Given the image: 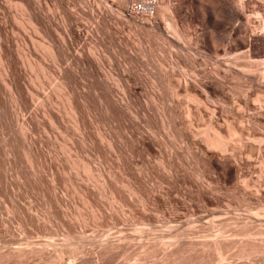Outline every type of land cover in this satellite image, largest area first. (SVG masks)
Masks as SVG:
<instances>
[{
  "label": "rangeland",
  "instance_id": "obj_1",
  "mask_svg": "<svg viewBox=\"0 0 264 264\" xmlns=\"http://www.w3.org/2000/svg\"><path fill=\"white\" fill-rule=\"evenodd\" d=\"M263 39L264 0H0V264L264 261Z\"/></svg>",
  "mask_w": 264,
  "mask_h": 264
},
{
  "label": "bare ground",
  "instance_id": "obj_2",
  "mask_svg": "<svg viewBox=\"0 0 264 264\" xmlns=\"http://www.w3.org/2000/svg\"><path fill=\"white\" fill-rule=\"evenodd\" d=\"M128 1V0H127ZM127 3V2H126ZM154 23V22H153ZM155 24V23H154ZM178 36V35H177ZM264 40V39H263ZM261 44V43H260ZM249 48H251V47H249ZM248 48V49H249ZM258 48V47H257ZM246 51H248V50H246ZM254 52V51H253ZM244 53V52H243ZM242 53V54H243ZM249 53V52H248ZM244 55V54H243ZM248 55V54H247ZM245 56V55H244ZM262 57L264 56V47H263V54L261 55ZM236 59H237V57H235ZM234 58V60H236ZM246 58V57H245ZM249 58V57H248ZM247 58V59H248ZM239 59V58H238ZM242 59V58H241ZM250 59V58H249ZM253 60V59H252ZM232 61V60H231ZM243 61V60H242ZM258 61V60H257ZM237 62H239V61H237ZM244 62H245V60H244ZM255 62H256V60H255ZM259 62H260V64L262 65V69L264 68V59L262 58V59H260L259 60ZM230 63V65H232L231 64V62H229ZM233 63V62H232ZM251 63V62H250ZM234 64V63H233ZM255 64V63H254ZM253 64V65H254ZM257 64V63H256ZM259 64V65H260ZM215 65V64H214ZM217 65V64H216ZM215 65V66H216ZM227 65V64H226ZM249 65H251V64H249ZM258 65V66H259ZM219 66V65H218ZM222 66V65H221ZM233 66V65H232ZM235 67L237 66V65H234ZM258 66H256V67H258ZM217 67V66H216ZM215 67V68H216ZM253 67H255V65L253 66ZM220 68V67H219ZM218 69V68H217ZM223 69V68H222ZM259 70V69H258ZM264 70V69H263ZM208 71H209V69H208ZM207 71V72H208ZM223 71V70H222ZM215 72V71H214ZM218 72V71H217ZM216 72V73H217ZM224 73H225V71H223ZM259 73H261L262 71H258ZM264 72V71H263ZM220 73H222V72H220ZM219 73V74H220ZM213 74V73H212ZM223 74V73H222ZM261 74H263V73H261ZM257 76V75H256ZM255 76V77H256ZM259 76H261V75H259ZM259 78V77H258ZM264 78V77H263ZM261 80V79H260ZM264 80V79H263ZM229 131H230V133H229ZM228 131V133L229 134H231V132H233L234 133V131H231V130H229ZM210 133V132H209ZM208 134V133H207ZM230 136V135H229ZM206 141H207V144H209L210 146H212V147H215V148H218V149H221L222 150V148L226 145L224 142H223V138H221V136L218 134V133H215V134H213V135H211L210 136V134H209V136H207V138H206ZM206 143V142H205ZM207 144H205V145H207ZM235 148V147H234ZM217 149V150H218ZM209 151V150H208ZM215 151V150H214ZM223 151H224V149H223ZM232 151V150H231ZM218 152V151H217ZM221 152V151H220ZM226 153V152H225ZM224 153V154H225ZM221 155H222V153H220ZM218 158V157H217ZM214 159V158H213ZM214 161V160H213ZM229 161V160H228ZM227 162V161H226ZM215 164V163H214ZM225 164V163H224ZM226 165V164H225ZM217 166H218V164H217ZM226 169V168H225ZM224 169V170H225ZM221 170V169H220ZM225 173V172H224ZM239 183V182H238ZM242 184H244V182L242 183ZM240 185V184H239ZM245 188V187H244ZM264 208V207H263ZM259 211V210H258ZM260 213V212H259ZM257 214V213H256ZM264 214V213H263ZM258 215V214H257ZM262 215V214H261ZM252 239V238H251ZM249 241V240H248ZM253 241H255V240H253L252 239V242H251V240H250V242H246L245 241V244H243V243H241V244H243L242 246H240L241 248H238L239 249V252H237L238 254V256L239 257H245V258H248V257H250L251 258V256L253 257H255V256H261L262 258L264 257V246L262 245V244H257L256 242V244L253 242ZM219 241H214L213 242V244H212V247H213V250L214 251H216L215 252V254L217 253V255H218V257H217V260H218V258L219 259H221V257H222V255L223 254H221V246L223 247V245L222 244H220V243H218ZM221 242V241H220ZM211 245V244H210ZM204 246H207V245H204ZM248 246V247H247ZM247 247V248H246ZM224 248V247H223ZM211 249V248H210ZM223 253V252H222ZM216 256V255H215ZM168 257V256H167ZM223 259V258H222ZM258 259V258H257ZM224 260V259H223ZM250 260V259H249ZM248 260V261H249ZM254 261H256L255 259H253ZM259 260V259H258ZM257 260V261H258ZM261 260V259H260ZM259 260V261H260ZM263 260H264V258H263ZM219 261V260H218ZM252 261V260H251ZM250 262V263H248V264H260L261 262H263L264 263V261H261L260 263L259 262ZM220 262V261H219ZM172 263V262H171ZM174 263V262H173ZM172 263V264H173ZM170 264V263H169ZM175 264V263H174ZM262 264V263H261Z\"/></svg>",
  "mask_w": 264,
  "mask_h": 264
}]
</instances>
